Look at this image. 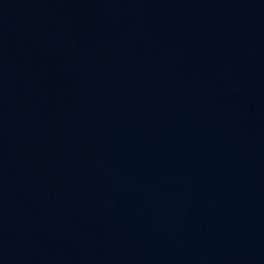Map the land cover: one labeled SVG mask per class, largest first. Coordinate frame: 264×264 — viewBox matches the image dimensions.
Returning <instances> with one entry per match:
<instances>
[{
	"label": "water",
	"instance_id": "obj_1",
	"mask_svg": "<svg viewBox=\"0 0 264 264\" xmlns=\"http://www.w3.org/2000/svg\"><path fill=\"white\" fill-rule=\"evenodd\" d=\"M0 264H264V0H0Z\"/></svg>",
	"mask_w": 264,
	"mask_h": 264
}]
</instances>
